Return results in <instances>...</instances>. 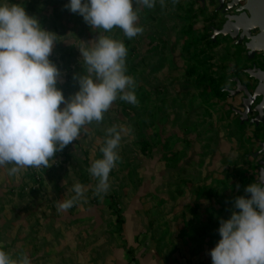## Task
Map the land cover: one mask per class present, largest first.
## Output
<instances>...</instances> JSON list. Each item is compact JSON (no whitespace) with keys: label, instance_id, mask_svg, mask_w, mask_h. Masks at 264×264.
<instances>
[{"label":"rangeland","instance_id":"374dc122","mask_svg":"<svg viewBox=\"0 0 264 264\" xmlns=\"http://www.w3.org/2000/svg\"><path fill=\"white\" fill-rule=\"evenodd\" d=\"M7 2L21 4L56 34L49 59L61 73L57 88L66 99L73 96L79 91L74 74H87L79 47L93 46L103 30L66 9L68 0ZM165 2L139 13L142 35L129 40L119 28L104 33L125 43L126 74L135 80L139 103L118 98L102 123L85 125L47 168L10 176L12 165L0 167V248L84 253L85 264H212L221 219L239 211L235 198L250 197L244 189L257 181L259 158L253 156L264 128L241 126L231 110L239 108V97L222 92L233 89L232 77L252 88L242 72L252 62L229 38L211 42L210 28L224 20L214 13L215 3ZM262 62L257 55L253 63ZM113 125L124 127L121 159L101 199L88 168L102 158L105 129ZM77 180L84 198L57 212L56 202L74 195Z\"/></svg>","mask_w":264,"mask_h":264},{"label":"clouds","instance_id":"9594fccd","mask_svg":"<svg viewBox=\"0 0 264 264\" xmlns=\"http://www.w3.org/2000/svg\"><path fill=\"white\" fill-rule=\"evenodd\" d=\"M157 2L166 6L165 0H68L66 9L92 29L103 30L93 46L79 47L87 74H74L79 91L68 99L57 88L61 73L49 59L56 34L44 30L21 4L7 0L0 4V167L12 165L10 176L21 169L49 167L58 151L81 136L85 125L102 123L118 98L139 103L135 80L126 74L125 43L104 33L119 28L129 40L142 35L139 13L154 9ZM123 132V126L105 129L102 158L88 168L97 181L94 195L101 199L108 194L109 174L121 159ZM71 191V198L56 202L57 212L76 205L86 188L77 180ZM244 191L250 197L234 200L239 211L220 221L221 239L209 253L212 264H264V176ZM0 264H31V259L26 253L13 257L0 248Z\"/></svg>","mask_w":264,"mask_h":264},{"label":"water","instance_id":"95a60500","mask_svg":"<svg viewBox=\"0 0 264 264\" xmlns=\"http://www.w3.org/2000/svg\"><path fill=\"white\" fill-rule=\"evenodd\" d=\"M203 1V0H200ZM218 10L222 9L225 0H217ZM229 1L223 9L224 21L221 28L211 27V42L222 36L235 41L236 45L243 44L246 59L253 61L257 54L264 57V0H226ZM236 8L237 14H228ZM249 78L257 85L251 92L241 83L239 78L231 79L235 89L224 91L229 98L241 97L240 109L232 108V112L239 116L240 122H249L250 125H264V70L253 67L245 70ZM256 115L249 120V116ZM264 153V144L260 145ZM260 152V153H261ZM256 156V155H254ZM264 161L259 163L258 177L264 176Z\"/></svg>","mask_w":264,"mask_h":264},{"label":"flooded vegetation","instance_id":"af4514ba","mask_svg":"<svg viewBox=\"0 0 264 264\" xmlns=\"http://www.w3.org/2000/svg\"><path fill=\"white\" fill-rule=\"evenodd\" d=\"M201 3H205V2H208V3H210V4H212L213 2L215 3V10H214V13L215 14H219L223 19H224V15L225 14H223V9L226 7V5L228 4V2L229 1H224V4H223V7H222V9H220V10H218V7H219V3H218V1L217 0H203V1H200ZM228 14H231V15H234V14H237V12H236V8L235 9H233V10H231L230 12H228ZM224 21V20H223ZM222 37V36H221ZM224 38V37H223ZM234 43H235V41H233ZM236 45V44H235ZM242 46H243V44H241ZM244 47V46H243ZM245 50V49H244ZM246 53V52H245ZM257 55H260V54H257ZM256 55V56H257ZM256 56H255V58H256ZM261 56V55H260ZM261 59H263L264 60V57H262L261 56ZM255 60V59H254ZM254 60L253 61H249V62H252V65H251V67H249V68H253V67H256V68H259V69H261V70H264V62H262L261 63V65H258V66H256L253 62H254ZM249 68H247V69H249ZM246 70V69H245ZM245 70H243L242 72H243V74H245L246 75V77H247V79H248V81L252 84V88H248V86L246 85V84H243L242 82V84L243 85H245L251 92L254 90V88L256 87V85H257V83L253 80V79H251V78H249V76L245 73ZM233 78H238V77H232V78H230V82L233 84V89H235V83L234 82H232L231 81V79H233ZM240 80V79H239ZM241 81V80H240ZM225 88H227L226 86L222 89V92H224V93H226L227 94V96H228V93L227 92H225L224 91V89ZM229 90H232V89H229ZM229 98V97H228ZM237 98V97H236ZM239 99H241V97H239ZM240 104H241V102H240ZM240 104H239V108L238 109H240ZM241 110V109H240ZM237 118H238V121H239V124L241 125V126H243V125H248L249 127H253V128H255V129H260V128H264V125H259V126H255L254 124L253 125H250L249 124V122H244V123H241L240 122V118H239V116L238 115H236L234 112H232ZM256 115H251V116H249V120H251V118H254ZM261 144H264V142H261L260 144H259V147H260V151L257 153V154H255L256 156H253V158H255V159H258L259 158V160L257 161V177H258V173H259V163L260 162H262V161H264V153L263 152H261L262 151V148H261ZM261 152V153H260ZM263 170H264V167H263ZM257 182V181H256Z\"/></svg>","mask_w":264,"mask_h":264},{"label":"crops","instance_id":"0c3cea01","mask_svg":"<svg viewBox=\"0 0 264 264\" xmlns=\"http://www.w3.org/2000/svg\"><path fill=\"white\" fill-rule=\"evenodd\" d=\"M79 217V216H77ZM83 221V225H84ZM83 227V226H82ZM22 252H15L12 254L13 257L21 254ZM25 253V252H24ZM31 259V264H64V261L74 260L77 261V264H85L86 256L84 253L70 254V253H49V252H41V253H26ZM81 262V263H80Z\"/></svg>","mask_w":264,"mask_h":264}]
</instances>
